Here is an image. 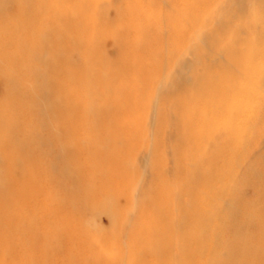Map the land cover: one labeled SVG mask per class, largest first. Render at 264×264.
Wrapping results in <instances>:
<instances>
[{"label": "bare ground", "instance_id": "1", "mask_svg": "<svg viewBox=\"0 0 264 264\" xmlns=\"http://www.w3.org/2000/svg\"><path fill=\"white\" fill-rule=\"evenodd\" d=\"M178 48L120 256L264 264V0H0V264L117 263L102 237L124 230L127 158Z\"/></svg>", "mask_w": 264, "mask_h": 264}, {"label": "rangeland", "instance_id": "2", "mask_svg": "<svg viewBox=\"0 0 264 264\" xmlns=\"http://www.w3.org/2000/svg\"><path fill=\"white\" fill-rule=\"evenodd\" d=\"M234 1L236 2V0H234ZM204 18H205V20L208 21V26H207V28H209L208 32L213 33L215 31L214 30L215 27H217L219 25L220 12L214 8H212V9L210 8L208 11H206L203 19ZM200 20H201V17H200L199 21ZM197 26L198 25L195 24L193 27V30H197L198 28H200L199 26L198 27ZM186 56H187L186 55V48L180 52H179V48H178V53L172 58V60L168 64V66L164 67V69H165L163 71L164 73L155 82L154 89L152 90L151 95L148 99V106H147L146 115H145L144 126H145L147 131H146V134L144 135V138L142 139V141L147 142L148 146L146 149H143L141 151L138 150V154H137V151L132 154V152H133L132 151L127 158V162L129 163V165H127V166H129V170L132 171V175H133V170L135 169L134 171H137V173H136L137 177L135 176L136 178H134V179H133V177L131 178V179H133L134 182H133V184H131V186L128 190L129 202L123 211V216H122L123 222L121 220L124 230L118 231L117 235H113L111 231H108L105 234H103L104 236L102 237V238H104L103 240H106L111 245V247L107 248L104 251H109V253H111V255H114L115 253H119V256L115 259V260H117L116 264H123V261L125 260V258L122 259L125 252L127 253V251H126L127 250L126 249V237L124 236V234L128 229H130V227L133 224V220L135 218V215H136V212H137L138 206H139V201H138L139 196L143 193V191L145 189L146 179H148L150 176L151 130L155 127L154 126V121H155L154 119L156 117V112H157V101L161 97V95L166 91L169 81L175 75L176 70L178 69L180 63L182 62L183 59L186 58ZM33 108H35V107H33ZM166 129H167V127H164L163 131H166ZM260 152H264V138L261 139L257 152L254 153V151H253L250 153L249 156H250V158L255 157L256 155L258 156L260 154ZM1 168H4V167H1ZM119 177H120V175H118L116 182H118ZM124 178H125V176H124ZM45 179L49 184L48 186H45L46 191H48V190L50 191V189L53 191H55L56 189L59 190V187L56 185V182L53 180L54 177H50V176L48 177L47 176V177H45ZM119 184H121V182H119ZM242 194L248 195V192L245 190L244 192H242ZM119 203L120 204L122 203L121 199H120ZM93 208H95V207H93ZM84 218H86V223L89 221L94 222V223H96L98 228L106 229L108 227V221L104 215H100L96 218L95 217L92 218L91 212L89 211L85 214ZM175 228L172 230L173 233L176 231ZM112 236L118 238L119 242H116V243L113 242L114 240H113ZM116 250L117 251L119 250V251L116 252ZM121 253H123L122 257L120 256ZM124 264H125V261H124Z\"/></svg>", "mask_w": 264, "mask_h": 264}]
</instances>
